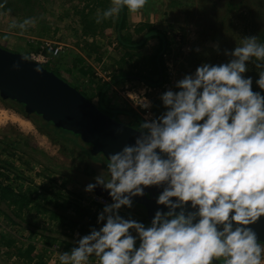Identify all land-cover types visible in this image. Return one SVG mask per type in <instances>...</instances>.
I'll return each mask as SVG.
<instances>
[{"label": "clouds", "instance_id": "1", "mask_svg": "<svg viewBox=\"0 0 264 264\" xmlns=\"http://www.w3.org/2000/svg\"><path fill=\"white\" fill-rule=\"evenodd\" d=\"M146 3L111 0L96 22L125 7L137 13ZM224 54L225 62H202L160 93L158 115L142 94L137 105L148 111L139 135L111 153L106 173L85 186L90 193L100 186L111 197H99V227L77 233L60 264H87L92 256L98 264H216L221 258L264 264V244L253 227L264 218V70L255 80L259 90L245 75L248 62L264 69V43L244 36ZM153 186L161 189L156 204L163 207L149 223L121 214Z\"/></svg>", "mask_w": 264, "mask_h": 264}, {"label": "rangeland", "instance_id": "2", "mask_svg": "<svg viewBox=\"0 0 264 264\" xmlns=\"http://www.w3.org/2000/svg\"><path fill=\"white\" fill-rule=\"evenodd\" d=\"M241 2L244 0H209L208 2L206 0H147L143 9L137 13L128 12V22L131 26L150 21L158 28L165 30L172 41L171 50L166 54L169 81L155 88L138 80H130L124 86H114L109 91L108 105L122 109L133 108L144 118L148 110L137 105L143 101L142 94H144L153 101L151 111L158 115L162 110L159 95L171 87L175 80L185 73L194 71L202 62H225L228 59L224 54L225 49H234L244 36L255 35L252 28L247 25L246 18L247 14L254 17L256 9L246 7ZM29 3L27 9L13 11V9H4L7 6V0H0V45L38 58L49 69L66 78L82 92H86L87 96L97 103L98 79L109 80L112 74L119 70L120 59L124 55L123 48L119 46L116 39L115 30L107 25V18L103 21L105 25H100L99 32L87 35L81 29L79 10L88 11L92 7L88 5V1L40 0L37 2V0H31ZM104 4L111 7V0H105ZM19 6L25 7L22 1ZM105 6H100L96 12H104ZM229 8L231 10H228ZM260 15L264 17L262 11ZM25 20H30L31 23L20 27ZM217 43L220 46L219 52L214 47ZM57 46H62L59 53H55ZM157 46V39L150 40L144 52L149 54ZM197 48L200 49L199 52L196 51ZM248 64L250 71L245 75L253 77V89L255 87L257 90L254 84L260 69H257L252 62ZM8 104L0 99V138L5 137L6 134L17 138L22 134L30 139L33 146L47 153L60 164L74 166L81 173L89 167L90 173L89 175L83 173L82 182L68 179L60 174H53L52 178H56L58 184L65 181L69 190H80L90 197L99 199L95 192L85 191V183L95 182V176L102 170L106 173L107 161H101L102 164L89 157L80 156L77 152L79 148L73 144L64 148L61 144L55 143L49 136L40 132L31 120ZM119 118L126 124L139 126V122L131 115L120 114ZM22 122H25L28 127ZM73 137L76 136L73 134ZM5 147L4 143H0L2 159L14 162L28 176V181L31 178L36 184L43 182L48 184L49 179L45 178V175H38V170L42 169L41 165L30 169L18 160L17 156L7 155L4 151ZM24 216L25 225H13L0 214V231L6 227V234L10 233V236L13 235L24 243H37L38 253L42 254L46 264H60L59 258L52 252L51 247L43 248L44 237L36 233L31 235V229L34 227L27 225L28 222L39 223L42 227L50 222L48 216L38 212L36 208L26 210ZM6 250L7 248L0 244V258L7 259L12 264H38V257L32 262H26L17 256L9 258L5 253Z\"/></svg>", "mask_w": 264, "mask_h": 264}, {"label": "trees", "instance_id": "3", "mask_svg": "<svg viewBox=\"0 0 264 264\" xmlns=\"http://www.w3.org/2000/svg\"><path fill=\"white\" fill-rule=\"evenodd\" d=\"M21 1L25 7L19 6ZM30 1L7 0V6L4 9H13V11H20L23 8L27 9ZM39 1L37 0V2ZM79 1H88V5L92 6L88 11L84 9L79 10L82 32L87 35L91 33L96 34V32H99L100 25L104 24L103 21H105L103 19L100 23L96 22L97 8L106 5L104 8L107 10L110 7L104 4L105 0L104 2L103 0ZM206 1L208 2L209 0ZM241 4L256 9L254 17L249 14H247L248 16L246 15L247 25L252 28V32L258 37V42L264 43V17L260 15L261 11L264 14V0H244ZM231 8L228 10H231ZM128 12V9L125 7L118 15L107 18V25L109 28L115 30L116 39L119 46L123 48L124 55L120 59L119 70L114 72L109 80L98 79L97 96L99 99L96 104L101 110L117 120H120V114L131 115L140 125L143 117L133 108L122 109L108 105L110 102L109 91L114 86H124L130 80H138L154 88L161 87L167 83L169 81V74L166 54L171 50L172 41L168 38L165 30L158 28L150 21H143L135 26H131L128 22ZM100 13L102 14L103 11ZM153 39H157L158 46L149 54H146L144 50L147 48L149 41ZM43 65L46 66L45 64ZM83 70L88 73L84 68ZM62 78L67 80L64 77ZM256 79H258V75ZM256 87L258 88L257 85ZM254 89L256 90L255 87ZM83 93L87 95L86 92ZM0 99L2 98L0 97ZM90 99L93 100L91 97ZM4 101L9 103L8 106L31 120L40 132L49 136L55 143L61 144L64 148H68L73 144L79 148L77 149L78 155L89 157L100 163H102L101 161H107L102 153L94 154L91 150V144L85 142L80 135L57 127L51 121L45 120L38 113H28L25 111L23 104L16 100L9 99ZM73 134L76 137H73ZM0 143L6 145L4 151L7 155H10V157L17 156L18 160L30 169H35L38 165H41L42 169L38 170V175H45V178L49 179L48 184L45 182L36 184L31 178L28 181V176L14 162L2 159L0 155V168L4 170L3 172L0 171V214L7 218L11 224L25 225L26 218L24 213L28 209L36 208L38 212L46 214L50 220L48 224L46 223L41 227L39 223L32 224L28 222L27 225H33L34 228L31 229V235L35 233L42 235L45 243L43 248L47 249L51 247L52 252H54L56 244H59L62 250L65 249V252H70L77 238V233L82 236L90 231V226L99 227L97 225V215L104 206L101 200L90 197L80 190H69L65 181L58 184L57 179L52 178L53 174H60L66 176L68 179L82 182L83 173L85 172L88 175L90 173L89 167L81 173L74 166L60 164L50 155L33 146L30 139L22 134L17 138L6 134L5 137L0 138ZM92 172L94 173V171ZM87 184L89 183H85V186ZM95 194L98 195L96 192ZM98 197H103L108 202L111 201L104 196L98 195ZM155 211L151 212L143 205L134 203L133 208H124L121 214L127 215L131 212L134 218L147 224L151 221ZM0 244L7 248L5 253L9 258L17 256L23 261L32 262L38 257V264H46L42 259V254L38 253L37 243H24L13 235L10 236V233L6 234V227L0 231ZM94 257L92 256L91 258L94 259ZM216 263L224 264L223 258ZM0 264L12 263L7 259L0 258ZM88 264L95 263L91 262Z\"/></svg>", "mask_w": 264, "mask_h": 264}, {"label": "water", "instance_id": "4", "mask_svg": "<svg viewBox=\"0 0 264 264\" xmlns=\"http://www.w3.org/2000/svg\"><path fill=\"white\" fill-rule=\"evenodd\" d=\"M18 63L19 68L13 67ZM0 97L23 104L28 113H38L57 127L71 131L91 144L94 154L108 156L134 143L138 127L124 123L105 113L79 88L63 79L39 60L0 45ZM161 189H146L148 195L135 197V203L151 212L157 210L156 196ZM95 192L111 200L98 186ZM264 244V218L255 225ZM219 262V261H218Z\"/></svg>", "mask_w": 264, "mask_h": 264}, {"label": "built area", "instance_id": "5", "mask_svg": "<svg viewBox=\"0 0 264 264\" xmlns=\"http://www.w3.org/2000/svg\"><path fill=\"white\" fill-rule=\"evenodd\" d=\"M62 49V46H57L56 48H55V53H59L60 52V50ZM32 57H34V56H32ZM35 58V57H34ZM35 59H37V60H39L38 58H35ZM40 61V60H39ZM41 62V61H40ZM130 97H133V96H131L130 95ZM132 99H134V97L132 98ZM0 171H4L3 170V168H0ZM65 251L64 250H62L61 248H60V245L59 244H56L55 246H54V254L59 258V256L62 254V253H64ZM91 262H94L95 264H98V258L96 257H94V259L93 258H89V261L87 262V264L88 263H91Z\"/></svg>", "mask_w": 264, "mask_h": 264}, {"label": "bare ground", "instance_id": "6", "mask_svg": "<svg viewBox=\"0 0 264 264\" xmlns=\"http://www.w3.org/2000/svg\"><path fill=\"white\" fill-rule=\"evenodd\" d=\"M21 120H22V119H21ZM22 123H23V125L25 124V126H26V127H28V125H26V123H25V122H22Z\"/></svg>", "mask_w": 264, "mask_h": 264}, {"label": "crops", "instance_id": "7", "mask_svg": "<svg viewBox=\"0 0 264 264\" xmlns=\"http://www.w3.org/2000/svg\"><path fill=\"white\" fill-rule=\"evenodd\" d=\"M263 244V243H262Z\"/></svg>", "mask_w": 264, "mask_h": 264}]
</instances>
